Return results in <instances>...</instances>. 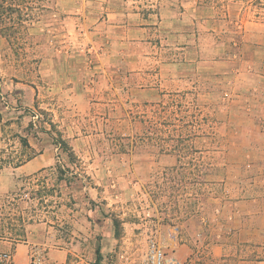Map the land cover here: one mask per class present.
<instances>
[{
	"label": "rangeland",
	"instance_id": "1",
	"mask_svg": "<svg viewBox=\"0 0 264 264\" xmlns=\"http://www.w3.org/2000/svg\"><path fill=\"white\" fill-rule=\"evenodd\" d=\"M3 5L17 36L0 31V91L22 109L13 115L11 145L0 151V238L36 243L43 264H57L51 250L65 253L62 264H145L152 238L168 249L212 242L250 169L245 127L263 124L264 64L249 60L264 63V53L245 42L255 37L251 13L264 0H205L224 20L184 36L163 13L133 32L107 20L102 7L96 17L67 18L58 0ZM234 11L252 34L231 33ZM160 102L170 122L196 135L180 155L141 143L143 119ZM44 151L56 162L42 171L1 173ZM63 163L71 169L64 177L76 176L70 183L55 168Z\"/></svg>",
	"mask_w": 264,
	"mask_h": 264
},
{
	"label": "crops",
	"instance_id": "2",
	"mask_svg": "<svg viewBox=\"0 0 264 264\" xmlns=\"http://www.w3.org/2000/svg\"><path fill=\"white\" fill-rule=\"evenodd\" d=\"M78 3L81 4V8L77 5ZM58 5L61 6L59 14H66L67 16H63L67 18H74L75 13H82L86 18L96 17L99 14L96 8L102 7L107 20L116 22V27L127 28L133 32L146 31L150 23L143 19L146 20L158 14L162 17V13L165 23L173 27V30L179 28L183 36L204 33V30H210L211 26L212 29L218 28L224 20L214 12V7L205 5V0H58ZM144 6L159 7V10H145ZM246 15H250V12H245ZM251 15L258 22V27L255 29L249 28L245 22L240 25L241 20H238L240 15L234 11L231 15L233 25L231 33L236 36L240 32V27H243L245 33L252 34L248 31L253 29L255 37L247 38L245 43L251 47L252 51L261 54L264 53V7L252 12ZM138 18H140L139 21H132ZM259 61L263 62L253 55L249 65L264 64ZM21 109V107H12L9 90L0 91V151L5 152L6 145H11L13 115L16 111L20 113ZM260 115L263 124L245 127L249 132L245 133L241 142L243 156L250 165V169L244 171L241 181L236 184L235 191L239 195L237 199L231 201V207L223 211L224 219L213 233L214 235L212 234L214 240L207 246L196 247L223 264H264V109ZM19 127L21 136L25 135L22 133L25 126L19 125ZM255 131L258 133V138L251 136ZM45 152L39 153L13 169L10 164V166L4 164L1 173L5 176L9 172L30 175L42 171L46 166L56 162L50 153ZM3 162L5 163V160ZM35 246L36 243L32 241L15 242L0 238V253L12 252L14 264H30V253ZM194 250L196 249L189 244L180 241H176L169 249L178 260L186 259ZM49 254L57 264H62L65 254L62 250H51ZM81 257H87V255L83 254ZM86 263L89 264V261Z\"/></svg>",
	"mask_w": 264,
	"mask_h": 264
},
{
	"label": "trees",
	"instance_id": "3",
	"mask_svg": "<svg viewBox=\"0 0 264 264\" xmlns=\"http://www.w3.org/2000/svg\"><path fill=\"white\" fill-rule=\"evenodd\" d=\"M7 0H0V8L4 11H0V25L2 26L0 28V31L3 32V34L12 40V38H16V31L13 29L15 24V19L11 15V13H7L6 11H9L11 7L5 8L3 3H6ZM6 14V15H5ZM32 17L30 14H27L26 17L21 18V24L25 26L26 29H28L29 25L31 23ZM5 26V27H3ZM30 36V34H29ZM157 107H160L159 109H155V116L152 117H145L143 119V122L145 123V130L143 132V135H141L140 140L141 143L145 145V143L153 144L160 147L161 152H167V151H177L180 155L182 151H184L187 147L185 145V141L189 139H193L196 137L193 133H183L184 128L186 125H180L175 124L174 122H170L168 117L166 116L167 113V107L164 105L163 102L157 103ZM181 120V119H180ZM179 121V119H178ZM26 141V140H25ZM27 144V142H25ZM65 144V143H64ZM65 151L68 152V155L70 158H73V151L71 147H69L67 144H65ZM30 159V158H29ZM28 159L21 161L18 165L26 162ZM180 162V160H179ZM66 164V163H65ZM63 164H57L55 168L59 171L60 176L59 179L63 180L65 179L67 183L71 182V179L75 178L76 176L73 175L72 178L64 177L66 172H71L70 167H65ZM183 167V165H181Z\"/></svg>",
	"mask_w": 264,
	"mask_h": 264
},
{
	"label": "built area",
	"instance_id": "4",
	"mask_svg": "<svg viewBox=\"0 0 264 264\" xmlns=\"http://www.w3.org/2000/svg\"><path fill=\"white\" fill-rule=\"evenodd\" d=\"M0 264H14L12 252L4 251L0 253ZM30 264H43L40 254L32 249L30 253ZM145 264H223L211 258L209 254L201 250L193 251L186 259L178 260L169 251L168 246L159 238H152L149 241L146 251Z\"/></svg>",
	"mask_w": 264,
	"mask_h": 264
}]
</instances>
